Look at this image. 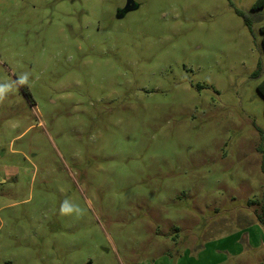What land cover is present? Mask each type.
Wrapping results in <instances>:
<instances>
[{
  "label": "rangeland",
  "instance_id": "rangeland-1",
  "mask_svg": "<svg viewBox=\"0 0 264 264\" xmlns=\"http://www.w3.org/2000/svg\"><path fill=\"white\" fill-rule=\"evenodd\" d=\"M127 1L0 0V264H264V8Z\"/></svg>",
  "mask_w": 264,
  "mask_h": 264
},
{
  "label": "trees",
  "instance_id": "trees-1",
  "mask_svg": "<svg viewBox=\"0 0 264 264\" xmlns=\"http://www.w3.org/2000/svg\"><path fill=\"white\" fill-rule=\"evenodd\" d=\"M263 6H264V0H258L256 5H255V10L256 11H254V12H257V11L261 10L262 8H264ZM245 21H246V24L251 28L250 19L247 17L245 19ZM261 34H262V44H263V47H264V26L261 29ZM257 90H258L259 94L264 98V82H262L258 86ZM260 152H261V154H263V163H262L261 170L264 173V149L260 148ZM261 203H262L261 213H258L257 217H258L260 223H262L264 225V193H263V199H262ZM253 204L256 205L255 202Z\"/></svg>",
  "mask_w": 264,
  "mask_h": 264
},
{
  "label": "clouds",
  "instance_id": "clouds-1",
  "mask_svg": "<svg viewBox=\"0 0 264 264\" xmlns=\"http://www.w3.org/2000/svg\"><path fill=\"white\" fill-rule=\"evenodd\" d=\"M17 83H19L21 85L28 83V74L27 73L22 74L19 77ZM10 90H11L10 85H8V84H0V101H3V99H5L6 93L9 92ZM64 208H65V206L62 205V209L61 210L63 211Z\"/></svg>",
  "mask_w": 264,
  "mask_h": 264
},
{
  "label": "water",
  "instance_id": "water-1",
  "mask_svg": "<svg viewBox=\"0 0 264 264\" xmlns=\"http://www.w3.org/2000/svg\"><path fill=\"white\" fill-rule=\"evenodd\" d=\"M139 8V5L136 4L133 0H128L125 7L123 9H119L116 13V18L118 20H121L123 18H125V16L130 13L133 12L135 10H137Z\"/></svg>",
  "mask_w": 264,
  "mask_h": 264
}]
</instances>
